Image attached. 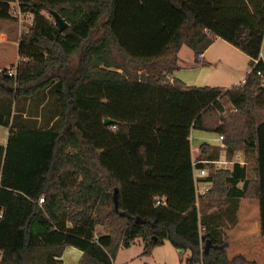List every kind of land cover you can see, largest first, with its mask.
<instances>
[{"label": "trees", "instance_id": "1", "mask_svg": "<svg viewBox=\"0 0 264 264\" xmlns=\"http://www.w3.org/2000/svg\"><path fill=\"white\" fill-rule=\"evenodd\" d=\"M13 3L33 19L15 77L0 70V126L10 127L0 148V264H62L66 247L82 252L79 264H112L137 239L141 257L167 241L190 253L186 264H256L218 247L241 199L258 201L264 236V0H0V21L16 22ZM216 39L249 59L242 85L172 79L182 46L198 63ZM34 100L48 113L40 124L23 118ZM191 130L223 136L222 148L203 143L196 159L242 150L254 177L238 164H198L208 170L198 181L211 186L197 196Z\"/></svg>", "mask_w": 264, "mask_h": 264}, {"label": "crops", "instance_id": "2", "mask_svg": "<svg viewBox=\"0 0 264 264\" xmlns=\"http://www.w3.org/2000/svg\"><path fill=\"white\" fill-rule=\"evenodd\" d=\"M11 5L13 9L17 10L14 3ZM23 23L25 21H0V70L4 68L10 69L19 62L18 40L23 34L20 35ZM260 58L264 64V40ZM177 59L179 69L174 73L172 79H177L188 87L230 89L239 86L250 71L247 56L220 39H216L203 52L202 62L200 63H196L194 53L186 46H182L179 49ZM29 102H27L28 104L25 107L28 113H24L23 118L35 121L37 124L43 122L42 117L47 120L48 113L44 115L42 104L37 103L35 100L31 103ZM9 134L10 127L0 126V148L3 150L7 147ZM191 144L190 142L191 159L193 161V152L199 153L201 144L197 148H194L193 144ZM209 145L216 146L217 143ZM217 147L219 146L217 145ZM239 153L240 157L245 158L244 153ZM241 166L246 165L242 164ZM197 175L198 173L193 169L194 185L197 183L199 189L207 188L209 190L211 184L200 183L199 179L196 178ZM241 186L242 184L238 185V187ZM197 196H199L198 193ZM196 200L198 205V197ZM97 233L104 232H99L97 229ZM224 235L225 242L221 246L228 260L241 256L249 262L264 264V236H261L259 231V204L257 200H240L236 214V224L230 227L229 230L224 228ZM166 242L164 241L161 246L155 249L165 246ZM142 250L143 244L140 239H137L130 247L120 248L112 264H155L152 257L154 250L149 257H141ZM229 252H231V258L227 256ZM175 253L177 256L185 255V263L190 256L189 252L177 249H175ZM81 257V251L73 247H66L63 250L61 261L62 264H79ZM162 264H166V262Z\"/></svg>", "mask_w": 264, "mask_h": 264}, {"label": "rangeland", "instance_id": "3", "mask_svg": "<svg viewBox=\"0 0 264 264\" xmlns=\"http://www.w3.org/2000/svg\"><path fill=\"white\" fill-rule=\"evenodd\" d=\"M46 17H48V16H46ZM29 27H30L29 21L26 20V22L23 23V26L21 27L22 32L20 33V35L22 33H26L28 31ZM5 69H8V68H5ZM191 136H192V139L190 140V142L193 144L194 148H197L199 146V144H203V143L214 144L216 141H213V140L217 137V134L212 133V132L191 130ZM220 148H222V147H220ZM239 152L243 153L242 150L236 152L234 154V157L232 160H237V161H240L241 164H245L246 168L248 169V175H249L250 179H252L254 177L253 165H252L253 156L245 155V158H243V157L239 156V154H240ZM198 154L199 153H197V152L196 153L193 152V161H194V159L197 158ZM219 159H220V162L227 161L223 152H221ZM211 166H212V170L216 169L215 165H211ZM219 167H222V166L219 165ZM224 167H225V170L232 168V166H229V165H227V166L225 165ZM221 170H223V169H221ZM206 174H208V170L206 171ZM229 228L230 227H226L225 230H229ZM97 229L99 232H101V231L105 232L102 227H98ZM223 231H224V229H223ZM224 242H225V240H223V243ZM204 250L206 251V246H204ZM134 251H136V250H134ZM227 256H228V258H231L232 257L231 252L227 253ZM152 257L155 261V264H162L164 262H166V264H186L185 263V255L177 256V254L175 253V248H173L169 242H166L165 246L155 249L153 254H152Z\"/></svg>", "mask_w": 264, "mask_h": 264}, {"label": "built area", "instance_id": "4", "mask_svg": "<svg viewBox=\"0 0 264 264\" xmlns=\"http://www.w3.org/2000/svg\"><path fill=\"white\" fill-rule=\"evenodd\" d=\"M14 4H15V7H17V10L16 9H13V7L11 5V13H12V16L15 17L16 20L19 21V22H23V21L26 22V20H27V21H29V25H32V19H33V17L31 15H29V14H23V13H21L20 10L18 9L17 3H14ZM197 62L198 63L202 62V57H199L198 60H197ZM15 68H16V65H15L14 68L8 70L7 75L9 77H15V75H16ZM256 76L259 78L261 86L264 87V72L263 71H257L256 72ZM243 83H244V80L241 82L240 85H242ZM191 139H192V136L190 134L189 140H191ZM215 141H216V143H217V145L219 147H222L223 146V136H218L217 135ZM232 159H230V160H227L226 159L228 162L227 161L220 162V159L219 160H216V161H206V160L194 159V161H192V167L198 173V175L196 176V178L197 179H202V178H204V177L207 176V174H206V171L207 170L206 169H197V168H195L198 164L215 165V168H216L215 170H221V169L225 170V167H224L225 165L226 166L227 165L233 166L234 164H238L240 166L242 165L240 161L232 160ZM219 165L222 166V167H219ZM195 185H196L195 186L196 193H198L199 195H203V194H205L208 191L207 188H203L202 190L199 189L197 187L198 186L197 183H195ZM42 202H43V200L40 199L38 203L41 204ZM157 204H159V203H157ZM199 230L201 231V230H203V228L200 227Z\"/></svg>", "mask_w": 264, "mask_h": 264}, {"label": "water", "instance_id": "5", "mask_svg": "<svg viewBox=\"0 0 264 264\" xmlns=\"http://www.w3.org/2000/svg\"><path fill=\"white\" fill-rule=\"evenodd\" d=\"M52 17L54 19L55 24L58 27L59 32H62L63 30H65L67 28V24L64 22V20L57 13H52ZM115 123H116L115 121L108 119V118L103 120L104 126L115 125ZM115 194H116V191H114V195H113L114 199H115ZM205 246H206V250H207V248L209 246H211V244L209 242H206ZM218 249L223 251L222 246L218 247Z\"/></svg>", "mask_w": 264, "mask_h": 264}]
</instances>
